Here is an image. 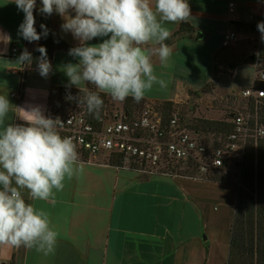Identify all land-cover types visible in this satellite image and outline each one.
<instances>
[{
  "label": "crops",
  "instance_id": "0c3cea01",
  "mask_svg": "<svg viewBox=\"0 0 264 264\" xmlns=\"http://www.w3.org/2000/svg\"><path fill=\"white\" fill-rule=\"evenodd\" d=\"M188 3L191 18L187 22L166 24L172 35L181 24H188L191 29L169 45L173 49L169 66L162 67L154 57V71L167 82L166 89L173 90L172 95L158 98L146 94L145 103L178 104L176 90L203 81L213 83L216 58L225 51L224 35L234 32L236 36H246L249 33L235 31L233 23L252 22L264 12V0ZM230 3L234 5L232 12ZM34 16L37 28V10ZM23 19L24 13L11 0H0V33L11 37L10 43L0 40V94L6 95L13 106L38 105L50 117V92L68 85L63 66L78 63V58L56 50L49 60L52 71L47 77H42L31 64L17 63L19 55H10L12 47L20 52L26 47L31 53L39 44L18 35ZM63 23L57 13L50 16L53 37L70 48L79 46L70 32L62 30ZM236 36L232 46L238 41ZM105 38L88 43L98 44ZM182 58L199 70L209 68L211 77L186 76ZM86 85L82 84L81 89H86ZM70 88L78 89L74 85ZM15 113V109L9 113V122L24 123ZM83 164L82 171L66 178L63 190L55 192L54 198L34 202L37 209L49 214L58 232L55 251L45 255L35 248L0 245V264H227L236 195L235 191L230 194L231 186ZM228 202L231 211L226 210Z\"/></svg>",
  "mask_w": 264,
  "mask_h": 264
},
{
  "label": "clouds",
  "instance_id": "9594fccd",
  "mask_svg": "<svg viewBox=\"0 0 264 264\" xmlns=\"http://www.w3.org/2000/svg\"><path fill=\"white\" fill-rule=\"evenodd\" d=\"M11 2L24 13L18 35L30 43L46 38L47 27L41 24L39 33L35 27L36 0ZM39 12L63 17L62 30L79 41L68 53L78 63H67L63 71L69 81L66 87L76 86L80 95L69 93L66 99L75 100L97 119L104 106L102 93L114 101L132 98L139 103L154 86L167 88V82L154 71V57L162 67L169 66L173 49L166 41L172 32L166 24L191 18L188 0H41ZM257 28L264 42V21ZM96 38L105 39L88 43ZM0 40L10 43L11 37L0 33ZM36 50L41 54L39 74L47 77L52 65L46 48ZM31 61L32 54L24 49L17 63ZM82 84L95 90L81 94ZM13 109L24 123L9 122ZM60 126L61 121L46 116L40 106H13L0 94V245L35 248L45 255L55 251L58 232L49 214L37 209L34 202L54 198L55 192L63 190L66 178L84 167L76 144L60 134Z\"/></svg>",
  "mask_w": 264,
  "mask_h": 264
},
{
  "label": "built area",
  "instance_id": "2783aa9c",
  "mask_svg": "<svg viewBox=\"0 0 264 264\" xmlns=\"http://www.w3.org/2000/svg\"><path fill=\"white\" fill-rule=\"evenodd\" d=\"M37 3V0H36ZM233 3L229 11H233ZM264 21V12L257 23ZM256 33H260L257 31ZM236 34L224 35L222 47L230 46ZM27 49L26 47L23 48ZM20 49L12 47L10 55L17 57ZM254 68L250 88L242 92L244 100L264 98V90L256 87L264 83V57H251ZM233 131L229 134H202L191 131L182 122L176 107L165 119L157 104L145 103L135 114L104 111L93 122L83 106L78 105L59 118L62 136L71 137L81 161L99 166H110V160L124 159L120 170L143 176L163 175L173 179L213 182L242 188V168L250 142L264 139V125L258 121L257 108L229 114Z\"/></svg>",
  "mask_w": 264,
  "mask_h": 264
},
{
  "label": "trees",
  "instance_id": "16d2710c",
  "mask_svg": "<svg viewBox=\"0 0 264 264\" xmlns=\"http://www.w3.org/2000/svg\"><path fill=\"white\" fill-rule=\"evenodd\" d=\"M37 4V6L40 7L41 1ZM37 11V32H42L40 28L41 24H44L49 31L47 37L45 38L42 36L39 40V44L31 52L32 61L30 64L33 69L37 68L38 58L41 55L40 52L36 50L38 47L43 46L46 48L47 58L49 60L56 50H63L69 53L70 49V47L62 41L53 37L50 29V16L42 15L39 9ZM257 21L258 19H254L252 22L246 24L237 22L233 23V25L237 31L254 33L258 31ZM190 30L188 24H181L166 43L171 45L181 34L189 32ZM21 53L22 52L19 53V56ZM251 57L246 59V63L252 65ZM260 57H264V52H261ZM236 66L237 62L226 64V67L231 72L234 71ZM220 70L217 64H215V74L219 73ZM256 87L264 90V83H258ZM88 90H95L94 86L87 84L86 89L82 90L81 94ZM69 93L73 97H76L80 95V90L58 87L50 92L48 105L51 110V118L59 119L66 116L78 105L75 100L70 101L66 99ZM101 97L104 100V106L100 116L109 108L111 101H113V99L106 94L102 93ZM144 104L145 101L143 99L139 103H136L132 98H128L122 102V109L127 114H135V111H139ZM176 107L177 106L172 102L158 104V108L162 111L165 119L170 116ZM255 108H257L258 121L264 125V98L259 99L257 103L255 101L243 99L239 102L237 111L248 109L254 112ZM233 113L236 112H229L226 117L218 120L198 119L195 123L188 125V128L191 131L205 135H216L220 132L229 134L233 131V125L231 124L229 114ZM88 115L93 122L97 121V118L93 115L89 113ZM123 162V157L117 158L115 160H110V165L113 168L121 167ZM241 176L242 188L238 190L235 200L233 221L230 229L227 264H264V139L252 140L250 142L245 154Z\"/></svg>",
  "mask_w": 264,
  "mask_h": 264
},
{
  "label": "rangeland",
  "instance_id": "374dc122",
  "mask_svg": "<svg viewBox=\"0 0 264 264\" xmlns=\"http://www.w3.org/2000/svg\"><path fill=\"white\" fill-rule=\"evenodd\" d=\"M41 0H37L39 3ZM38 5V4H37ZM39 9L37 6L36 10ZM235 29V27H234ZM235 31H237L235 29ZM260 33H249L246 36L238 34L236 36L237 43L225 49L216 58V64L220 73L215 74L212 79L213 83L206 84L203 81L201 84H195L191 88H184L176 90L178 95V104H175L181 111L182 122L185 126L195 123L198 119L218 120L226 117L229 112H236L239 102L243 100L242 92L251 87L254 76V68L250 63H246V59L261 52H264V42L260 39ZM251 60V59H250ZM182 68L186 71V76L196 75L197 78H210V69L201 70L194 68L192 62L182 58ZM237 62L235 70L231 72L227 67V63ZM251 62V61H250ZM252 63V62H251ZM211 67V66H210ZM214 89V90H213ZM173 90L152 88L146 94L158 98H166L172 95ZM174 104V103H173ZM122 110V102L111 101L108 111L113 115L116 111ZM136 113L138 110L135 111ZM230 194L238 190L230 187ZM235 195V200H236ZM232 202V201H231ZM231 202H228L226 210L231 211ZM216 208L218 206L214 204ZM235 207V204H234Z\"/></svg>",
  "mask_w": 264,
  "mask_h": 264
}]
</instances>
